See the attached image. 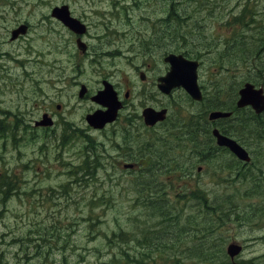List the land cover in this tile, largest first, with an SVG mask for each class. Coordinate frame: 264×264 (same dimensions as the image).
Listing matches in <instances>:
<instances>
[{
	"label": "rangeland",
	"instance_id": "rangeland-1",
	"mask_svg": "<svg viewBox=\"0 0 264 264\" xmlns=\"http://www.w3.org/2000/svg\"><path fill=\"white\" fill-rule=\"evenodd\" d=\"M121 3L122 6L127 5L128 9L125 11V16L122 15L121 17L122 26L117 24L119 31L123 33V27L130 30L131 46L136 45V48L141 45V40L143 38L155 37V40H151L152 44L150 45L151 47H155L148 51V53L157 49L155 53L156 61L164 62V57L171 52H165L161 45L177 46L174 42L170 41V35L174 27L171 29L168 25L163 26V22L161 21L166 14L167 0H0V65L5 68L0 76V83L2 85L0 86V107L15 110L26 109V101L28 100L30 108H27V111L33 112L28 114H33L30 116L31 119H34L42 114L41 111L48 108L50 103L48 96L58 98L60 103H65L64 106L68 105L67 95L73 92V90H71L73 88L70 87V82L69 85L63 83H57L56 85L52 83L49 85L48 81L50 78H63L61 77L63 76V72L61 69L52 67L45 71L47 68L42 66L43 63H40L38 57L35 56V54L41 53L44 49H48L47 54H49V56H45V62L47 64H55L56 61L58 62L56 64L60 65L62 60V68L66 66L63 61L67 59V70L70 75L67 76V78H77L80 81L79 74L72 76L74 73V64L71 63L69 57L63 58V49L61 45H64L62 40L67 32H62L61 36H47L49 38L42 37L46 33L45 23L48 24L47 29L51 28L54 32V26L52 22H49L46 16L51 13L54 7L60 6L61 4H68L75 15L86 16L93 23L99 15L97 11H108L111 5L114 6L115 4V6H118ZM184 4L186 10H190L186 12L190 16L189 19H191L186 23V25H188L186 28L190 26L191 28L181 34L185 39H188V42L193 38L197 40L196 43L193 44L195 45L193 51L196 49L200 51V62H202L199 67L200 75L206 87L210 88V70L214 61L222 56L226 63H230L238 56L236 53H243L245 50V46L242 44L231 46L234 40L239 39L244 34V28L239 22L232 24L235 18L233 16L237 15L238 12L247 6L248 17L253 13V15L255 14L257 22L264 21V0H183V5ZM199 11L202 12L200 13ZM129 16L130 20L128 19ZM227 18L229 19L227 20ZM229 20L230 23H228ZM26 22L34 27L32 33H30L26 39L11 43L10 32L18 27V24H26ZM102 31H94V33L101 34ZM158 37L161 38L160 43L158 42L159 40H156ZM67 39L66 36V44ZM245 41H249V38H246ZM227 42H229V47L226 49ZM31 45L33 47L32 53L27 52ZM220 49L223 51L221 52ZM52 51L56 53H52ZM3 54L7 55L3 56ZM130 55L131 56L113 59V62L118 64L120 70L116 71L117 77L131 78L133 76L135 69L134 65L136 63L132 60L135 56H133L132 53ZM19 57H22L23 65H28V70L24 71L22 63H18L15 60ZM30 59H33V61L31 64H28ZM262 59H264V54L262 55ZM133 63L135 64L133 65ZM81 68L83 71H88L90 77L94 76L87 67L81 66ZM235 72L241 73V79L237 81L236 75L234 76V74H231L233 78L229 79L234 86L236 85L238 93V90L244 86L245 83L249 82L242 81V77L246 73L244 69H239L232 73ZM25 73L34 74L24 78L23 75ZM85 78L86 77H83L82 79ZM257 87L264 88V86ZM55 91L59 92V94H56ZM224 91H226L227 94L224 95L222 101H231L232 98L230 97L232 96L229 95L228 89ZM32 97L34 98L29 100V98ZM70 103L76 106L79 105L76 104L74 99H72ZM186 110L187 106L185 109H182L185 114H187ZM82 113V110L74 111L68 109L64 110L63 117H69L72 122L76 123L74 124L75 126L87 128L86 124H81ZM197 113H199V111H196V114ZM249 113H243L241 117H247L248 119L250 116ZM57 121L61 120L57 119ZM65 128H67V126ZM55 130L56 133H62V127L60 125L56 126ZM48 134H52V131L48 132ZM112 134L113 130H107L102 133L91 131V136L96 140L95 143L98 145L96 151L98 153H103L104 158L107 159L111 167L110 174H112V177L111 179L107 178V180H104V175L98 176V178H100L98 182L89 181V183H92L90 187L78 186L74 183L69 184L73 180H70L71 176L68 173L72 171L73 165L79 163V156L83 153V151H79L83 150V148L79 147L85 145V148H88L89 146L84 140H79L76 147L68 146L63 149H56L52 143L53 139H43L38 145L46 143V149L43 153H49L48 158L52 161V163L45 165L41 164V159L38 157L40 154H38L39 151L34 143L28 144L25 142L19 146L17 145L19 149L10 147L6 152L1 153L2 160L0 162V172H4L6 165L8 170L11 172L15 171L19 177L26 180L29 179V185H40L39 189L41 190L37 195L38 200L35 201V203H38V206L35 208H30L28 204H26L27 196L21 195L20 197L14 196L6 206L0 209V251H3L0 264H37L34 258V247L33 245L27 247L26 239L35 237L34 235L37 231L41 230V223L47 219L44 208V203L46 204L47 201L44 200H48L49 195L52 197L50 200L51 202L48 201V204L51 206L47 207L48 214L51 213L49 217L63 220V227L72 230L74 242L71 245H79L78 248L66 251V260L59 254V251H55L57 254L54 255L51 264H118L111 262L112 257L110 258L108 249L105 246L101 248L102 246H100V244L105 241L101 240V236L109 231L113 233V229L119 230L120 226L130 230L133 225L132 221L140 217V215L145 214V209L134 202V192H131L135 182L134 179L138 177V173H132L131 176H129V174L124 175L122 173L124 172L123 167L114 164L113 157L117 158L119 153H110L109 151L108 140L109 136ZM145 134H149L147 139L152 140V138L158 136L160 133L152 130L147 131ZM242 141H244L248 150L253 151V153H264V136L254 140L252 137L243 135ZM101 143L105 145H101ZM185 143V141H180V144L184 146L181 153L189 152V149L185 148ZM54 145L56 146V144ZM133 146L135 147V145ZM191 149L192 153H194V151L198 153V150H200V148H196L195 150L193 148ZM58 153H61L62 156L55 161L54 159ZM22 160L24 162H22ZM204 161L205 163L201 161V164L205 165L210 170V173L208 174L206 168L202 173L198 174L195 172L193 178L190 173V182H192V187L196 184H200L203 192L206 190L210 193L209 196L212 199V204L215 205L216 211L230 215L227 220H232L234 223L237 220L233 219V214L237 216L244 215L248 218L254 215H264V173L259 174L260 179L257 180L256 183L252 181L253 179L243 178L241 180L242 182L229 187L223 184L215 185L214 183H216V181L219 182V179L213 175V172L217 165L221 167L218 171L222 170V166L218 163L219 161L217 158H205ZM67 163H70V166L67 165ZM24 165H35L37 169H31L33 172L27 173V171H24ZM144 169L147 171L146 167H144ZM255 169L256 166H254V170ZM140 170L141 167H139V171ZM136 171H138V169ZM141 177L139 181L141 184L160 180L156 178V174L151 180L145 179L146 176ZM159 177L164 178L161 173H159ZM175 178L174 175H169L167 177L168 180L152 182L151 186L170 185L171 182L169 180H173L172 184H174L175 187H181L180 184H183L184 181L174 180ZM29 185H25L26 190H28ZM66 185H71L72 187H69L65 193L63 190L66 188ZM155 190L154 188H147L146 186L145 190L141 188L142 194L154 193ZM66 195L68 200H75V204L65 205L66 199L64 197ZM92 196L103 199V203L105 204L111 202L116 204V202H118V208L116 209V213L111 212L109 208L96 209L95 213L97 219L95 220V227L93 228L94 233L91 239L88 240L86 236H88L89 223L86 222L85 218L90 210L89 204ZM132 203L133 205H137V208H132ZM135 214L138 215L132 217ZM184 214L193 215L189 202L188 205L184 207ZM37 221H40V223H36ZM234 223L228 225L221 241H228V243H230L231 240H235L239 243L246 242L248 249L245 256L249 258L254 257L255 264H264V229L260 228V230H255L252 228L253 226H247V222L245 227L240 228ZM15 236H17V241L14 240L16 238ZM73 250H75L76 253L72 252ZM208 255V258H217V262L214 264H224L230 261L229 258L225 260L222 253L217 252V254L212 253ZM52 257L53 255L51 254L49 260H51ZM193 260L194 258H192L190 264H204L203 261L195 260L193 262ZM146 263L149 262L147 261ZM38 264L41 263L39 262Z\"/></svg>",
	"mask_w": 264,
	"mask_h": 264
},
{
	"label": "flooded vegetation",
	"instance_id": "flooded-vegetation-1",
	"mask_svg": "<svg viewBox=\"0 0 264 264\" xmlns=\"http://www.w3.org/2000/svg\"><path fill=\"white\" fill-rule=\"evenodd\" d=\"M63 6L69 7L71 17L77 19L81 23V25L84 26L85 30L81 29L80 32L77 33L64 25V23L58 18L53 16V10L55 8H62ZM127 9V5L122 6V3L118 6H115V4L114 6L111 5L108 11H97L99 15L92 23L86 16L75 15L68 4H61L60 6L54 7L51 13L46 16L49 22H52L54 26V32L51 30V28L47 29L48 24L45 23L46 33L42 37L61 36L62 32H67V44L65 41V36L62 40L64 45H61L63 49V58L69 57L71 63L74 64V73L72 74V76H76L79 74L80 81L77 78H67V76H70L67 70V59L63 61V63L66 64V66L63 68L61 66L62 60L60 65H57L56 63L58 62L56 61L55 64H47L45 62V56H49V54H47L48 49H44L41 53H38L37 55L35 54V56L38 57L40 63H43L42 66L47 68L45 71H47L50 67L61 69V71L63 72V76L61 77L63 78H50L48 84L51 85L52 83H54V85H56L57 83H63L69 85L70 82V87L73 88L71 89L73 90V92L67 95L69 104L64 106L65 103H60L58 98H53L46 95L50 100L49 106L46 110L41 111L42 114L37 116V118L31 119L30 115L33 114H28L33 112L27 111V108H30L29 101L27 100L25 107L26 109L15 110L2 108L6 110L7 113L4 115H0V122H4L8 125L13 126L16 121L20 120L23 123V126L27 125L32 132L33 130H36L39 133V136L47 137L54 135V140L61 141V134L63 133L64 127L67 124L73 126H75L74 124H76L72 122L69 117H63L64 110H82L83 113L81 115V124L87 125V128H83V130H86L88 134L90 133L89 136H91V131H94L95 133H102L107 130H113V134L109 136L108 140L109 151L110 153H119L120 157H113V160L118 161L117 166L123 167L124 172L122 173L124 175L129 174V176H131L132 173L135 174L139 171V167H146L148 158L146 156L147 153H170L171 145L172 147H175L173 146V144L178 145L181 140L189 144L188 140L191 139L190 136L194 132V128L191 127L193 125V117L198 115L200 116V114L203 113L205 115V119H203L202 125L199 128L201 134L200 142H198L197 144V147L200 148V150H198V153H208L207 157H210V155L213 156L212 144H214V154L216 155L214 158H217L219 161L218 163L222 166V170L218 172V175L213 173V175L219 179V182L216 181V183H213L215 185L223 184L229 187L236 183L242 182L241 180L243 178L250 180L253 179L252 181L256 183V181L260 179L259 174L264 173V153H253V151L248 150L244 141L241 140V115L244 112H253L255 113V115H257L256 112L250 107L239 109L237 107V102L240 97L237 93L236 99L234 101H230L232 104L230 108L224 109L225 112H232V116L230 118L211 121L209 119V114L212 111L207 110V107L209 108L208 95L206 94L207 87L203 83L200 71L199 86L203 94V99L201 101L194 100L182 87L175 88L168 94L162 92L159 88L161 79L165 77L170 71V66L169 64L165 63V58L169 54H182L169 53L164 57V62H162L156 61L155 59V53L157 49H154L151 53H148V51H150L155 46H143V42L149 38H143L141 40V45H139L137 48L136 45L131 46V31L126 29V27H123L124 31L122 33L118 29V25L122 26L121 17L122 15L125 16V11ZM108 14H110L111 16ZM128 19L130 20V16ZM21 28H24V31H22L17 36V38L13 39V32ZM33 28L34 27H32V25H30L28 22H26V24H18V27L14 28L10 32L11 43H16L22 39H26L28 35L32 33ZM99 30H103L101 34L94 33V31L96 32ZM80 44H82V48L79 47ZM142 48L144 51L142 50ZM32 50L33 47L31 45L27 52L32 53ZM52 53L56 52L52 51ZM131 53L133 54V56H135V58L132 60H134L136 63H133V65L135 64L133 76L131 78L117 77L116 71L120 70L118 64L113 62V59L117 57L131 56ZM5 55L7 54H3V56ZM185 58L190 59L188 57ZM15 60L18 63H22L23 59L22 57H19ZM193 60L199 61L200 64L202 63L199 59ZM32 61L33 59H30L28 64H31ZM81 66L87 67L94 76L90 77L89 72L83 71ZM22 68L24 71H26L28 70V65H23L22 63ZM4 70L5 68L0 65V76L2 75ZM32 74L34 73H25L23 77L26 78L28 76H32ZM83 77L86 78L82 79ZM0 86H2L1 83ZM107 87L111 88L114 98L116 102L121 105V108L117 114L116 120L113 123L108 124L101 131L94 130L93 128H90V126H88L87 116L99 110H107L105 106L93 100L95 96L104 91ZM55 92L56 94H59V92ZM34 97L29 98V100H32ZM72 99H74L76 101V104L79 105L76 106L73 103H70ZM186 106L187 114L182 111V109H185ZM148 109H152L158 112L166 110L167 113L163 119L158 120L154 125L148 126L145 123L143 115L145 110ZM224 110L219 111L224 112ZM196 111H199V113L196 114ZM262 115H264V113L257 116ZM47 119L52 121L53 126L47 127L41 125V123H43ZM57 119H60L61 121H57ZM258 121L259 118H257L256 122ZM58 125L62 127V133H56L55 128ZM214 129H218L224 136H227L228 138L238 142L249 152L248 154L251 160L249 162L242 161L227 147H219L217 145L215 137L212 134V131ZM13 130V128L6 127V131ZM152 130L158 131L160 134L152 138V140L147 139L149 134L145 133ZM51 131L52 134H48V132ZM17 136L21 137L19 131L17 133ZM72 143H74L73 146L76 147L78 140ZM133 145H135V147ZM192 147L193 145L190 144L189 148ZM64 148L66 147L64 146ZM79 148H83V150L79 151H83L84 153L85 145ZM124 153H145L146 155L141 157V161L137 159H135L136 161H132L129 158H125ZM201 157L202 156H199V158ZM203 157L205 156L203 155ZM203 162L205 163V161ZM127 164L133 165V168L125 169L124 166ZM254 166H256L255 170ZM205 168L209 174L210 170L205 165H202L201 161L198 159V163L195 164L194 170L191 171L192 178L195 176V172H197L198 174L202 173V171H205ZM137 169L138 171H136ZM208 174L207 176L209 177ZM76 185L85 186L80 184ZM180 185L181 187L185 188L184 193L189 195L194 194L196 196L195 198H189V206L192 208L193 216H197L199 218L204 217L206 220L201 230L193 228L189 231L190 236L192 235L194 239H199L200 243L199 245H196L194 243V245H192L190 248L191 251L199 250L209 254H217V252L222 253L225 257V260H227V258H229L230 260L228 263L224 264H255L254 257L249 258L245 256L248 249L246 242L239 243L235 240H231L230 243H228V241H221L228 225L234 223V221L227 220L230 215L224 212L219 213V211H216L215 207H212L215 205L212 204V199L209 196L210 193L204 190V192L197 191L196 194L195 188L200 187L201 189V186L200 184H196L192 187V182L190 181L184 182ZM181 187H175L166 191L155 190L154 193L145 194V201L154 200L157 197L162 196L163 194L172 199L174 195L179 194V189ZM232 216L233 219L237 220L234 224L236 226H239L240 228L245 227L248 223L247 226H253L252 228L255 230H260V228L264 229V215H254L251 218L245 217L244 215L237 216L233 214ZM202 230L204 231L203 236H201ZM233 245L241 249L240 254L235 258H232L228 253L229 247ZM216 262L217 258L213 259L212 257H210L204 262V264H214Z\"/></svg>",
	"mask_w": 264,
	"mask_h": 264
},
{
	"label": "trees",
	"instance_id": "trees-1",
	"mask_svg": "<svg viewBox=\"0 0 264 264\" xmlns=\"http://www.w3.org/2000/svg\"><path fill=\"white\" fill-rule=\"evenodd\" d=\"M246 8L247 6L238 12L237 15L233 16L235 18L233 19L234 21L232 24L239 22L244 28V34L231 43V46L242 44L245 46V50L243 53H236L238 56H236L230 63H226L221 56L212 64L213 66L210 70L211 84L210 88H207L206 91L209 100V108L207 107V110L215 111L230 108L232 105L231 102L222 101V98L227 94L224 90L228 89L229 95L232 96L230 98H232L233 101L236 99V85L234 86L230 79L233 78L231 74H234V76L236 75V80L239 81L241 79V73H232L233 71L244 69L246 73L243 75L242 81L251 82L257 86H264V59H262V55L264 54V21L257 22L255 14L253 15V13L248 17V9ZM186 11L190 10H186L185 4L183 5V0H167L166 14L161 21L163 22V26L168 25L171 29L174 27V30L170 35V41L174 42L177 46H168L166 44H162L161 46L164 48L165 52L181 53L192 60H200V51L197 49L193 51V47H195L193 44H195L197 40L193 38L188 42V39H185L181 34L191 28V26L186 28L188 27L186 23L191 20ZM199 12L201 13L202 11ZM228 19L229 18H227V20ZM230 20L228 23H230ZM246 38H249V41H245ZM151 40H155V37L145 40L143 46H150L152 44ZM156 40H159V43L161 42V38L159 37L158 39L156 38ZM228 47L229 42L226 44V49ZM220 51L222 52L223 50L220 49ZM6 113V110L0 108V115ZM249 114L250 116L248 119L247 117H244L241 121V140L243 139V135L252 137L254 140L262 138L264 136V115L257 116L253 112H250ZM204 117L205 115L203 113H201L200 116L193 117V125L191 127L194 128V132L190 136L191 139L188 140L189 144L185 143V148H188L190 153H181L184 146L180 143L178 145L173 144L175 147H172L171 145L170 153H148L147 155L145 153H124L125 158H129L132 161H136L135 159L141 161V157L145 155L148 157L146 163L147 171L142 167L141 170L137 172L138 177L134 179V186L131 190V192H134V202L145 209V214L140 215V217L132 221L133 225L130 230L124 229L120 226L119 230L113 229V233H110L109 231L101 236V240L105 241L101 243L100 246H102L101 248L105 246L108 249L110 258L112 257L111 262L118 264H190L192 258H194L193 262L195 260L205 262L208 259L209 253L199 250L191 251L190 249L194 243L196 245H199L200 243L199 239H194L192 235L190 236L189 231L193 228L201 230L206 221L204 217L201 219L197 216L184 214V207L188 205L189 198H195L196 196L194 194L189 195L184 193L185 188L181 187L179 189V194L174 195L172 199L163 194L154 200L145 201V194H142L141 191V188L145 190V186L160 191L175 188V185L172 184L173 180H169L171 182L170 185L151 186L152 182L168 180L167 177L169 175H174L176 177L174 180L189 182L190 173L194 170V166L198 163V159L204 161L205 157L206 159H212L216 156L214 154V144H212L213 156L210 155V157H207L208 153H196V151L192 153V149L189 148L190 144L193 145L192 148L194 150L198 148L197 144L200 142L201 134L199 128L202 125L203 119H205ZM257 118H259L258 122H256ZM66 126L67 128H65ZM66 126L61 134V141H58L54 140V135L47 137L39 136V133L36 130H33L32 132L27 125L23 126V123L20 120L16 121L13 126L0 122V162L2 160L1 153L6 152L10 147L19 149L17 145L19 146L26 142L28 144H35L39 151L38 154H40L38 157L41 159V164H49L52 163L51 159L48 158L49 153H43L46 149V143L38 145L43 139L52 138L53 146L56 149H63L64 146H73L74 143L72 142L76 140H84L89 146L88 148H85L84 153H81L79 156V163L73 165L72 171L68 173L71 176L70 180H73L69 184L74 183L85 185L83 187H90L92 183H89V181L98 182L100 180L98 176L104 175V180H107V178L111 179V167L109 166L107 159L104 158L103 153H98L96 151L98 147L95 143L96 140L92 136H89L87 131L83 130V128H74L76 126L72 127L73 125L69 124ZM6 127L13 128L14 130L6 131ZM18 131L20 132L21 137L17 136ZM54 144H56V146ZM101 145L105 144L101 143ZM203 155L205 157H203ZM60 156H62L61 153H58L54 160L56 161ZM199 156L202 157L199 158ZM22 162L24 161L22 160ZM114 164L118 165V161H114ZM67 165L70 166V163H67ZM23 167L24 171H27V173L33 172L31 169H37L35 165H24ZM218 169H221L219 165H217L215 171L212 172L218 175V172H220ZM159 173L163 174L164 178H160ZM155 174L156 178L160 179L159 181L142 184L139 183L142 178L141 176H146L145 179L151 180ZM28 180L29 179L26 180L19 177L15 171L11 172L5 165L4 172H0V209L6 206L14 196L20 197L21 195L27 196L26 204H28L30 208L38 206V203H35V201L38 200L37 195L41 190L39 189L40 185H29L30 183ZM27 184L29 185L28 190H26L25 187ZM69 187L72 186L66 185V188L63 191L66 193V190H68ZM195 189L196 194L197 191L203 192V189H200V187H196ZM64 198L66 199L65 205L75 204V200H68L67 195ZM51 199L52 197L49 195L48 200H44L47 201V203L45 204L43 202L47 219L41 223V230L37 231L34 235L35 237H26L27 247H30L31 245L34 247V258L36 259L37 264L39 262L41 264H51L54 255L57 254L55 251H59V254L64 260H66V251L79 247V245H71L74 242V239L72 238V230L63 227V220L49 217L51 213L48 214L47 207L51 206L48 204V201L51 202ZM117 203L118 202L114 204L111 202L105 204L101 198H96L95 196L90 198V210L85 218L86 222L89 223L88 236H86L88 240L91 239V236L94 233L93 228L95 227V220L97 219L95 213L96 209L109 208L111 209V212L116 213V209L118 208ZM133 203L132 208H137V205H133ZM137 215L138 214H135L132 217ZM36 223H40V221H37ZM203 235L204 231L202 230L201 236ZM15 237L14 240L17 241V236ZM72 252L76 253L75 250ZM2 253L3 251H0V258ZM51 254L53 257L49 260ZM147 261L149 263H146Z\"/></svg>",
	"mask_w": 264,
	"mask_h": 264
},
{
	"label": "water",
	"instance_id": "water-1",
	"mask_svg": "<svg viewBox=\"0 0 264 264\" xmlns=\"http://www.w3.org/2000/svg\"><path fill=\"white\" fill-rule=\"evenodd\" d=\"M53 16L77 33H79L81 29H84V26L81 25L77 19L71 17L68 6L55 8L53 10ZM22 31H24V28L14 31L13 39L17 38ZM79 47L82 48V44H80ZM165 63L169 64L170 71L161 79V84L159 86L161 91L168 94L173 89L182 87L194 100L201 101L203 99V94L199 86V61L187 59L183 55L169 54L165 58ZM238 94L240 98L237 102V107L239 109L250 107L257 115L264 113L263 87L258 88L255 84L250 82L245 83L239 90ZM93 100L105 106L107 110H99L87 116V124L94 130H102L108 124H111L116 120L121 105L116 102L110 87H107L104 91L100 92L93 98ZM166 113V110L161 112L152 109L145 110L143 114L145 123L148 126L154 125L158 120L163 119L164 116H166ZM231 116L232 112L215 110L209 114V119L211 121H216L223 118H230ZM41 125L51 127L53 126V123L51 120L47 119L41 123ZM212 134L219 147H227L242 161L249 162L251 160L248 154L249 152L238 142L224 136L218 129H214ZM124 167L125 169H131L133 168V165L127 164ZM240 252L241 249L234 245L230 246L228 249V253L232 258L238 256Z\"/></svg>",
	"mask_w": 264,
	"mask_h": 264
}]
</instances>
